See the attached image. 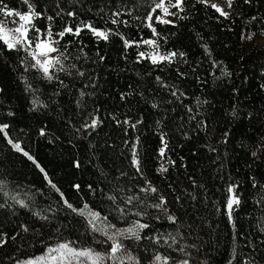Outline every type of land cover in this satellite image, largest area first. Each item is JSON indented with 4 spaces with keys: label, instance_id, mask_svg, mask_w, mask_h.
<instances>
[{
    "label": "trees",
    "instance_id": "obj_1",
    "mask_svg": "<svg viewBox=\"0 0 264 264\" xmlns=\"http://www.w3.org/2000/svg\"><path fill=\"white\" fill-rule=\"evenodd\" d=\"M159 2L0 0L38 13L27 35L51 31L60 60L48 79L0 41V264L58 243L103 264H264V0H170L171 22Z\"/></svg>",
    "mask_w": 264,
    "mask_h": 264
},
{
    "label": "snow or ice",
    "instance_id": "obj_2",
    "mask_svg": "<svg viewBox=\"0 0 264 264\" xmlns=\"http://www.w3.org/2000/svg\"><path fill=\"white\" fill-rule=\"evenodd\" d=\"M28 0H25V3H27ZM202 2H206V0H202ZM230 2V0H229ZM182 3V0H176L175 2V7H179ZM157 8H161L163 7V0H160L159 3H157L156 5ZM213 8H215L217 11L221 12V15H226V13H224L217 5H212ZM0 12H4L7 16H18L19 20L22 22L19 24V26L15 29H6V26L3 24V22H0V41H2L4 44L7 45L8 48H14L16 45L21 44V42H26L29 45L31 44V40L28 37L27 33H28V27H26V25H31L32 24V17L35 15H38V13H34V12H30V13H25V14H21L19 12H13L11 10L7 9V5H3L2 7H0ZM165 12H167V9H165ZM151 18V17H149ZM51 19V18H49ZM166 22V21H165ZM34 27V26H33ZM91 27V26H88ZM37 32H39V29H36ZM73 31V29L66 27L62 32H60L58 35L60 37H63L66 33H71ZM79 29H76V34H79ZM92 31L94 32L95 35L100 36L102 38H107V33L102 32V31H98L96 29H92ZM15 33H18L19 35L16 36L14 35ZM52 36L51 31L48 32V37L50 38ZM54 43H58V41H51L50 39H43L40 40L38 43H36L35 48L39 51H32L29 52V55L32 56V59L35 61V63L32 65V67L34 68H39L40 70H42L44 76L48 79H51V75L49 74L50 72V68L53 67L54 64H59L60 60L58 57H50L49 54L52 52H56L57 49L55 47H53ZM127 43V42H126ZM145 44H151L153 43L152 41H144ZM140 55L143 57L145 54L144 53H140ZM169 55H174V54H169ZM39 56H44L45 59L44 60H40L38 57ZM168 57L162 56L159 57V59H167ZM153 62L156 61L157 57L153 56L152 57ZM96 121L93 120V125H95ZM7 128V125H2L0 126V132H3L4 129ZM9 143H12L11 140H9ZM13 147L17 150V151H22L21 147L19 144H13ZM163 149H161V154H163ZM24 155H28V153H24ZM29 159H32L31 156L28 157ZM35 162V161H33ZM133 163H137V161L135 160V157L133 159ZM37 167H39V165L37 164ZM41 171H43V169H41ZM161 171H166V169H164L163 167L161 168ZM153 192L156 191L155 188L151 189ZM229 192L232 191V188L230 187L228 189ZM129 202H131V198L129 199ZM164 201L161 200V203H163ZM21 203H23L21 201ZM235 203H238V200H236L235 198H229L228 200V207L229 209L231 208V206ZM68 207H72V205H68ZM156 207H159V205H156ZM88 206L85 205V209H87ZM73 211H77L76 209H73ZM79 213L81 215H84V209L79 210ZM88 216L91 217V219L89 220V224L92 227L93 231H98L99 229L97 228L95 221L99 218V213L97 212H92V211H88L87 213ZM106 219V218H105ZM170 220H173V217H169ZM109 227H115L114 225H108ZM139 227L144 228L147 227V225H139ZM122 231H127V232H132L133 229L129 228V229H124V230H117V232H122ZM109 240H112V245H111V249H110V255H109V259H115L116 258V253L120 250V248L122 247V245L120 243H118L115 240V237L113 235H109L108 236ZM49 252H60L61 256L60 259L61 261H63L64 259L68 258L69 259V264H71V260L75 259L79 261V264H86V260H80L79 258L83 257L86 258L87 260H91L92 264H102L104 257L102 254L100 253H94L92 251V249H82V250H76L73 247L70 246L69 243H62L59 244L58 247L56 249H50ZM42 258H37V260L39 261ZM52 260H56L55 256L51 257ZM129 259H131V257H129ZM156 261H160L161 257L159 255L156 256ZM183 264H188L187 261H184Z\"/></svg>",
    "mask_w": 264,
    "mask_h": 264
},
{
    "label": "rangeland",
    "instance_id": "obj_3",
    "mask_svg": "<svg viewBox=\"0 0 264 264\" xmlns=\"http://www.w3.org/2000/svg\"><path fill=\"white\" fill-rule=\"evenodd\" d=\"M235 2H237V0H230V2H229V0H206L205 3L210 4L211 6L217 5L224 13H226V15H228V14H231L233 12L232 6H233V3H235ZM165 9H167V12H165ZM8 10L13 11L12 9H8ZM155 10L158 11V13H157L158 15H157V17H155V19H157L159 21L166 20L168 22H171L174 20V17L176 16V13L173 12V10H171L170 0H163V7H161V8L155 7ZM13 12H17V11H13ZM30 12H31V10H28L27 12L26 11L21 12V14L30 13ZM218 12L221 14L220 11H218ZM223 16H225V15H223ZM32 19H33V17H32ZM0 22H3V24L6 26V29H15L19 26L20 23H22L19 20L18 16H15V15L7 16L4 12H0ZM146 23L149 24V21L147 20ZM29 26L30 25H26V27H28V29H29ZM14 35L18 36L19 34L15 33ZM43 39H50L51 41H56L52 37L49 38L47 35H45L44 37H40V34H37L35 36V38L30 39L31 40L30 45L28 43L22 41L21 44H18V46H21L22 49H24L27 52V54H29V52H32V51H39L35 48V45H36V43H38L40 40H43ZM255 40L258 44L264 46V34L256 37ZM53 47L56 48V43L53 44ZM146 48L148 49V51L145 54V56L148 59L153 60L152 57L155 56V57H157L156 61L165 60L168 63H171L173 61V57L170 56L168 53H164V52H161L157 49H154V47L152 46V43L146 44ZM56 52L50 53L49 56L50 57H57ZM162 56H165L168 58L167 59H159V57H162ZM38 58L40 60L45 59L44 56H39ZM33 62L35 63L34 60H33ZM50 72H51V68H50ZM59 244H61V243H58L54 246H51L49 249L45 250L42 254L37 255V256H33V257H31V259H28L25 261H23V260L19 261V262H22L19 264H69L68 258L61 261V259H60L61 253L60 252H51V253L49 252L50 249H56ZM70 246L73 247L72 245H70ZM52 256H55L56 260H52L51 259ZM37 258H42V259H40L38 261ZM79 259L80 260H86V264L90 263L89 260H87L86 258L81 257ZM103 263H104V261L102 262V264ZM71 264H79V261L73 259V260H71Z\"/></svg>",
    "mask_w": 264,
    "mask_h": 264
}]
</instances>
